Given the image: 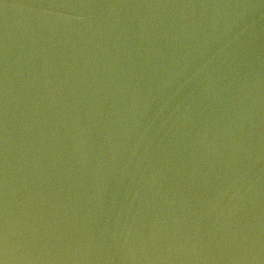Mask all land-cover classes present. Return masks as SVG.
Instances as JSON below:
<instances>
[{
  "label": "water",
  "instance_id": "1",
  "mask_svg": "<svg viewBox=\"0 0 264 264\" xmlns=\"http://www.w3.org/2000/svg\"><path fill=\"white\" fill-rule=\"evenodd\" d=\"M0 264H264V0H0Z\"/></svg>",
  "mask_w": 264,
  "mask_h": 264
}]
</instances>
